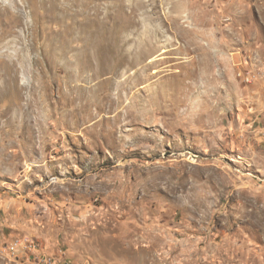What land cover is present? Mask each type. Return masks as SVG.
<instances>
[{
	"label": "rangeland",
	"instance_id": "374dc122",
	"mask_svg": "<svg viewBox=\"0 0 264 264\" xmlns=\"http://www.w3.org/2000/svg\"><path fill=\"white\" fill-rule=\"evenodd\" d=\"M0 264H264V0H0Z\"/></svg>",
	"mask_w": 264,
	"mask_h": 264
}]
</instances>
